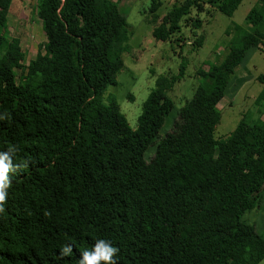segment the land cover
<instances>
[{
    "label": "trees",
    "instance_id": "16d2710c",
    "mask_svg": "<svg viewBox=\"0 0 264 264\" xmlns=\"http://www.w3.org/2000/svg\"><path fill=\"white\" fill-rule=\"evenodd\" d=\"M240 1L178 0L155 14L161 0H149L147 20L178 57L201 45L206 8L230 16ZM34 13L45 40L32 60L11 59L0 33V264H258L264 236L242 215L264 206V102L213 132L245 51L264 53V0L225 28L223 55L196 68L178 108L167 90L185 60L159 73L134 127L105 95L123 68L121 4L35 0Z\"/></svg>",
    "mask_w": 264,
    "mask_h": 264
},
{
    "label": "rangeland",
    "instance_id": "374dc122",
    "mask_svg": "<svg viewBox=\"0 0 264 264\" xmlns=\"http://www.w3.org/2000/svg\"><path fill=\"white\" fill-rule=\"evenodd\" d=\"M117 1L121 4L125 16L127 39L125 50L121 53L123 68L116 74L117 83L108 85L105 95L109 94L115 98L121 113L131 127L136 124L142 100L154 85L155 77L165 71L167 74L176 73L179 61L184 59L182 75L167 90V94L173 100L174 109L178 108L184 98L191 95V90L197 83L196 68L206 67V63L220 59L223 55L229 36L225 28L233 23L245 24V14L256 2V0H241L230 16L214 7L206 8L209 12H202L201 16L204 20L196 33L203 38L201 45L190 49V45L187 44L180 51L181 57H173L169 43L157 40L151 34L152 23L147 20L152 15L147 10L149 0ZM173 1L178 0H161V5L155 14L165 11ZM34 2L35 0H10L6 7L5 23L0 26V33L7 39L6 52L10 54L11 59L17 56L16 60L22 61L23 57V62H26L43 51L45 36L40 21L34 13ZM14 70L17 75L19 69L14 67ZM263 72L264 53L259 48H248L231 74L223 96L217 102L220 117L214 126L215 138L225 136L243 114L257 113V108L264 102V82L256 79V75ZM258 94L260 96L255 102V96ZM174 109L165 118L160 133L168 128ZM259 119L264 123V114H260ZM260 207V209L252 208L251 211L246 210L242 217L245 221L254 224L256 230L264 236V225L261 224V212L264 213V206ZM258 264H264V258Z\"/></svg>",
    "mask_w": 264,
    "mask_h": 264
}]
</instances>
